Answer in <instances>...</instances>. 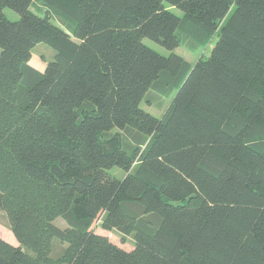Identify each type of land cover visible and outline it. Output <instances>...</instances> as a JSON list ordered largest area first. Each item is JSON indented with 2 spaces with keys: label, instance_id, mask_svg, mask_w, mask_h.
<instances>
[{
  "label": "trees",
  "instance_id": "16d2710c",
  "mask_svg": "<svg viewBox=\"0 0 264 264\" xmlns=\"http://www.w3.org/2000/svg\"><path fill=\"white\" fill-rule=\"evenodd\" d=\"M5 7L0 208L19 244L0 235V264H264V0ZM214 36L193 63L173 51ZM166 98L159 117L141 106Z\"/></svg>",
  "mask_w": 264,
  "mask_h": 264
},
{
  "label": "rangeland",
  "instance_id": "374dc122",
  "mask_svg": "<svg viewBox=\"0 0 264 264\" xmlns=\"http://www.w3.org/2000/svg\"><path fill=\"white\" fill-rule=\"evenodd\" d=\"M0 11H2L10 19L17 20L19 18L18 12H16L15 10H13L9 7H5ZM174 11L179 15L182 14V11L178 8H174ZM216 39H217V36H214V38L211 40V42L207 46L199 49L197 52H192V51L188 50L185 47V45L179 46V47L175 48L173 51L182 55L187 60H189L190 62L193 63L199 57H201V56L207 57L210 54L211 49L213 48ZM144 41L149 46H151L152 48H154L155 50H157L158 52H160L164 55H169L171 53L170 50H168L167 48L161 46L160 44L156 43L155 41H153L149 38H145ZM54 55H55V49L52 46H50L46 42H40L36 45V47L33 50V56L31 59V63L34 66H41L43 68L44 64H47V62L49 60H52L54 58ZM152 99L154 100V98H152ZM170 100H171V98H166L163 101L162 105H158L157 101L148 102L146 99H144L141 103V106L145 110H147V111L151 112L152 114H154L155 116L159 117L167 109ZM108 173H109V175L114 176V177H118L120 179L125 176L124 170L122 168H119V167L110 168L108 170ZM58 223L60 225H66L63 220H58ZM94 228L96 229V231L98 233L107 235L111 239V241L118 244L122 248H124L126 250H131L134 248V239L132 236H127L125 239H122L123 236H122L121 232H119L115 229L114 230H106V229L101 228L99 220H97L95 222ZM0 235L3 238L7 239L9 242H14V244H19L18 240L14 236V233L10 229L7 214L1 208H0Z\"/></svg>",
  "mask_w": 264,
  "mask_h": 264
},
{
  "label": "crops",
  "instance_id": "0c3cea01",
  "mask_svg": "<svg viewBox=\"0 0 264 264\" xmlns=\"http://www.w3.org/2000/svg\"><path fill=\"white\" fill-rule=\"evenodd\" d=\"M30 63H31V61H30ZM47 63H48V62H47ZM31 64H32V63H31ZM32 65H33V64H32ZM33 66H34V65H33ZM46 66H47V64H44L43 68H42L41 66H34V67H36L37 69L43 71V70L46 68ZM11 243H14V242H11Z\"/></svg>",
  "mask_w": 264,
  "mask_h": 264
}]
</instances>
